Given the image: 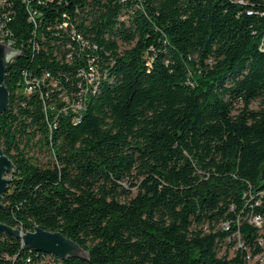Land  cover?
I'll return each instance as SVG.
<instances>
[{"label": "trees", "instance_id": "obj_1", "mask_svg": "<svg viewBox=\"0 0 264 264\" xmlns=\"http://www.w3.org/2000/svg\"><path fill=\"white\" fill-rule=\"evenodd\" d=\"M3 9L21 53L4 81L16 171L0 223L60 232L89 259L4 234L0 264H264V0ZM29 12L50 29L34 34ZM34 138L45 167L25 155Z\"/></svg>", "mask_w": 264, "mask_h": 264}, {"label": "water", "instance_id": "obj_2", "mask_svg": "<svg viewBox=\"0 0 264 264\" xmlns=\"http://www.w3.org/2000/svg\"><path fill=\"white\" fill-rule=\"evenodd\" d=\"M20 53L21 51L0 43V114L5 112L9 102V92L4 83L5 76ZM15 171L14 163L0 147V209L3 208L2 198L8 189L10 176ZM4 234L18 238L23 245L36 252L52 255L60 260L69 258L89 259V254L85 249L60 232L45 231L37 226L31 231L22 232L20 229L0 223V236Z\"/></svg>", "mask_w": 264, "mask_h": 264}, {"label": "built area", "instance_id": "obj_3", "mask_svg": "<svg viewBox=\"0 0 264 264\" xmlns=\"http://www.w3.org/2000/svg\"><path fill=\"white\" fill-rule=\"evenodd\" d=\"M49 1V0H47ZM7 4V0H0V34H4V36L8 39V41L10 42V45L12 46V49L14 50H19L21 51V49H16L13 47V39L11 36V31L8 28V23L11 21V17L9 13H6L7 11H4L3 7L4 5ZM39 12H34V20H29V22H31L33 24V26L35 27V29L39 28L38 32H36V30L34 31L35 33L44 34V31H48L50 29V27L47 26H42L41 27V20L38 19V17L36 16V14ZM41 27V28H40ZM252 222L257 226V227H261L262 224V220L260 217L256 216L252 219Z\"/></svg>", "mask_w": 264, "mask_h": 264}, {"label": "rangeland", "instance_id": "obj_4", "mask_svg": "<svg viewBox=\"0 0 264 264\" xmlns=\"http://www.w3.org/2000/svg\"><path fill=\"white\" fill-rule=\"evenodd\" d=\"M259 102L256 101L251 105L252 109H258L259 108ZM37 139H32L31 142H29V145L25 148L24 152L26 157L33 163H35L37 166L45 167L50 164V158L44 148L42 146H39L36 143ZM263 225L261 224V227ZM264 230V228H263Z\"/></svg>", "mask_w": 264, "mask_h": 264}, {"label": "bare ground", "instance_id": "obj_5", "mask_svg": "<svg viewBox=\"0 0 264 264\" xmlns=\"http://www.w3.org/2000/svg\"><path fill=\"white\" fill-rule=\"evenodd\" d=\"M29 20H34V12H29V16H28ZM50 26V25H49ZM0 43L1 44H5L7 47L12 48V46L10 45V42L8 41V39L4 36V34H0ZM46 47V46H45ZM224 229V228H223Z\"/></svg>", "mask_w": 264, "mask_h": 264}]
</instances>
